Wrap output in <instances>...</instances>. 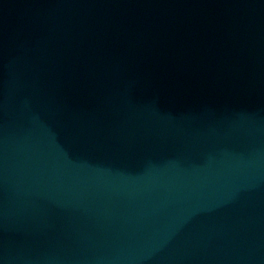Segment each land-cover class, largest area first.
<instances>
[{"label": "water", "instance_id": "obj_1", "mask_svg": "<svg viewBox=\"0 0 264 264\" xmlns=\"http://www.w3.org/2000/svg\"><path fill=\"white\" fill-rule=\"evenodd\" d=\"M0 264H264V0H0Z\"/></svg>", "mask_w": 264, "mask_h": 264}]
</instances>
